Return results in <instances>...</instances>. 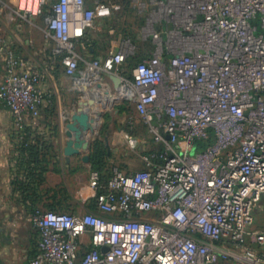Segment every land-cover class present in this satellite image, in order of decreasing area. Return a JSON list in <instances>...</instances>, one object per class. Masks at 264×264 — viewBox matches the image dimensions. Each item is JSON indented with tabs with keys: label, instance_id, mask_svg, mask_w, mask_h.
<instances>
[{
	"label": "built area",
	"instance_id": "built-area-1",
	"mask_svg": "<svg viewBox=\"0 0 264 264\" xmlns=\"http://www.w3.org/2000/svg\"><path fill=\"white\" fill-rule=\"evenodd\" d=\"M17 16L37 33L0 25L16 130L59 99L66 128L126 105L139 122L122 144L140 167L90 172L95 210L33 211L29 264H264L247 244L264 194V0H18Z\"/></svg>",
	"mask_w": 264,
	"mask_h": 264
},
{
	"label": "rangeland",
	"instance_id": "rangeland-1",
	"mask_svg": "<svg viewBox=\"0 0 264 264\" xmlns=\"http://www.w3.org/2000/svg\"><path fill=\"white\" fill-rule=\"evenodd\" d=\"M16 3L14 0L11 3L8 1L9 5ZM64 100L67 104L70 101ZM131 107L126 105L118 113L110 110L103 117L98 131L94 129L96 125L94 126L93 131L96 134L83 137L85 142H89L88 149L70 157L69 161L65 157L64 149L72 136L67 134L69 130L62 121L63 130L60 133L57 131L54 146H48L46 143L37 145L34 139L42 136L40 130L34 129L33 124L26 125L25 130H16L10 112L0 109V151H8L6 160L9 163L7 169L4 165L0 166V185L7 170L10 172L9 179L13 188L12 198L16 200L17 205L19 202V206L13 205V209H10V218L13 220L5 223L3 215L0 217V264H25V253L21 252V249L24 246L23 239L28 236L27 220L33 211L60 210L78 214L93 210L95 192L90 187L92 170L98 169L108 173L113 166L124 165L123 163H127L132 169L140 167L138 154L132 159L123 156L126 147L122 144V133L129 127V123L131 125V121H134L135 125L139 124L137 114ZM46 116L43 121L45 127L49 124L48 119L53 117ZM56 125H59L57 120ZM49 132L43 131L45 139H48ZM35 149L38 160L32 161L29 158ZM17 183L19 201L14 197ZM21 216L24 223L19 221ZM17 218L18 222L14 221ZM255 218V226L251 231L254 241L255 234L264 233V194L256 205Z\"/></svg>",
	"mask_w": 264,
	"mask_h": 264
},
{
	"label": "crops",
	"instance_id": "crops-1",
	"mask_svg": "<svg viewBox=\"0 0 264 264\" xmlns=\"http://www.w3.org/2000/svg\"><path fill=\"white\" fill-rule=\"evenodd\" d=\"M8 1H10V3H11V1H13V0H0V25L5 24L6 26L10 27L12 32H16V30L19 27V32L24 31L25 33H27L29 35H35L37 33V30L34 27H32L29 23H27L23 20H20L19 17L17 16L18 0H14L17 2L16 5L15 4L9 5ZM35 23H36V26L41 25L42 20L41 19H35ZM0 30L3 31L2 28ZM1 73H2V66H1V62H0V75H1ZM66 106H68L66 101L64 99H61V100L59 99V107H57L58 112H55V113L48 112L46 114H43V116L38 121L31 123V120H30L27 122V125L33 124L34 129L41 131V132L39 131V133L42 134V136L38 138L41 141L39 143V145H43L44 142H46V141L50 142L48 140L52 139V138H49L51 135L50 134V132H51L50 128L48 127V125L45 127V125L43 124V121L45 120L44 116L48 115V118H49V115L53 116V117H51L52 119H48L50 127H53L56 124V120H57V122L59 123V129L58 130L60 133L63 130L61 121H62V117H63L62 115L67 110ZM0 109H5V108L0 107ZM44 130L50 131L49 133H47V134H49L48 139L43 138V134H45V133H43ZM38 139H34L35 144H37ZM54 143H55V140H54ZM5 152L6 153H4L3 150L0 151V166L4 165V166H6V169H7V166L9 165L8 161L6 160L7 156H8V151H5ZM9 177H10V172H8L6 170V174L4 176L3 183L0 185V217H1V215H3L5 223H8L9 221L13 220L10 218V213H11L10 209H13V205L19 206V202L17 205L16 200H14L12 198L13 188L11 186ZM14 197H16L19 201V192L14 191ZM22 207H21V209H22ZM255 214H256V207H255V211H254V220L256 221ZM19 219H20L19 220L20 223H24L22 216ZM24 220H25V218H24ZM14 221L18 222V218H17V220H14ZM27 223H28V225H27L26 230H28V236L26 235V239H23L24 240V246L21 249V252L25 253V264H29V259L34 254L35 245H36V235H35V231L32 229L30 217L27 220ZM254 226H255V222H254ZM254 226H253V228H254ZM247 240H248L247 244L253 250H255L258 253L264 254V249H262L263 247L260 248L256 244V242L254 241V239L251 237V235H249V237H247ZM259 249H260V251H259Z\"/></svg>",
	"mask_w": 264,
	"mask_h": 264
},
{
	"label": "water",
	"instance_id": "water-1",
	"mask_svg": "<svg viewBox=\"0 0 264 264\" xmlns=\"http://www.w3.org/2000/svg\"><path fill=\"white\" fill-rule=\"evenodd\" d=\"M90 124L89 116L85 113L76 114L72 118V122L67 125L69 130L67 134L71 137L65 147V157L69 161L70 157L79 155L84 149H88L89 142H85L82 134H87L89 131L94 133ZM87 131L86 133L84 131ZM87 145V147H86ZM104 252L106 249L103 250Z\"/></svg>",
	"mask_w": 264,
	"mask_h": 264
},
{
	"label": "trees",
	"instance_id": "trees-1",
	"mask_svg": "<svg viewBox=\"0 0 264 264\" xmlns=\"http://www.w3.org/2000/svg\"><path fill=\"white\" fill-rule=\"evenodd\" d=\"M48 127L50 128V130H51V138L52 139H50V140H48V141H50V142H44V144L46 143V145H53L54 146V140L56 139V134L58 133L57 131H58V127H57V125L55 124L53 127H50V125L48 124ZM39 137L37 136L35 139H38ZM44 139H45V137H43ZM24 140H26L27 141V139H24ZM45 141V140H44ZM41 141H40V139H38L37 140V145H39V143H40ZM53 143V144H52ZM38 147H40V146H38ZM36 149L33 151V153H32V156H30V158L29 159H32V161H35V160H38L37 158H38V154L36 153ZM39 152V151H38ZM37 162V161H36ZM94 171H98V172H100L101 174H102V178H103V180H106L107 178H108V175H109V172L108 173H105L104 171H101V170H98V169H95ZM15 191L16 192H19V183H17V186H15ZM95 203H96V200H95ZM93 210H95V204H94V207H93ZM92 210V211H93ZM54 211H60V210H54Z\"/></svg>",
	"mask_w": 264,
	"mask_h": 264
},
{
	"label": "bare ground",
	"instance_id": "bare-ground-1",
	"mask_svg": "<svg viewBox=\"0 0 264 264\" xmlns=\"http://www.w3.org/2000/svg\"><path fill=\"white\" fill-rule=\"evenodd\" d=\"M103 102L105 103V104H108V102H109V99H104L103 100ZM93 122H94V124H93ZM100 120L98 119V120H94V119H90V124H92V129L94 128V126H95V124H96V128H94V129H96L97 131H98V128H99V126H100ZM84 131V130H83ZM85 133L87 132V131H84ZM82 136L84 137V136H89V135H86V134H82Z\"/></svg>",
	"mask_w": 264,
	"mask_h": 264
}]
</instances>
